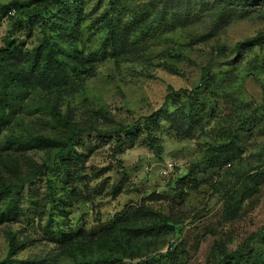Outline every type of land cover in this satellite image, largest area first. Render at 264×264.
<instances>
[{"label": "rangeland", "instance_id": "374dc122", "mask_svg": "<svg viewBox=\"0 0 264 264\" xmlns=\"http://www.w3.org/2000/svg\"><path fill=\"white\" fill-rule=\"evenodd\" d=\"M9 1L0 0V3ZM161 1L127 0L126 10L131 14L127 18L136 21L134 31L146 32H142L146 37L139 42L140 47L146 48L144 59L133 61L127 57L124 62H117L110 56L97 61V67L81 91L66 99L62 108L66 109L71 101L79 118H84L88 108H102L109 119L133 123L162 107L169 85L175 89L195 88L201 82L204 67L213 71L214 78L200 94H194L191 127L182 123L170 128L169 122L163 120L153 145L143 134L116 152L120 162L114 157L111 137L92 139L91 151L85 150L90 182L83 195L88 201L81 195L72 196L73 205L66 208L64 224L91 228L116 216L130 204H146L174 222V231L160 237L158 249H165L183 228L182 237L187 241L190 254L184 264H210V260L220 254L213 251L219 244L235 258L240 254L249 255L254 264H261L264 177L260 174L264 161L259 156L264 153V49L254 48L242 53L230 65L225 62L236 57V51H231L238 41L264 31V7L260 9L259 4L243 12L236 10L225 20L218 21L213 9H204L197 15L201 9L195 6L189 16H184L183 4L178 5L181 13L161 16ZM85 2L88 20L84 49L89 50L102 36L89 28L90 22L94 16H100L108 0ZM13 14L11 11L0 21V44L11 28ZM164 61L176 69V73L162 66ZM184 98L176 97L173 106L187 107ZM26 101L23 109L13 114L12 122L0 128L3 145L0 172L10 180L14 175L3 163H16L21 174H26L30 170V159L42 163L49 156L45 149L16 145L18 137L32 132L60 134L48 114L36 111L42 106L37 92L28 94ZM100 121L108 122L104 118ZM236 133L232 159L222 166L205 168L203 162L214 147L229 143ZM250 174L254 179H261L260 191L241 202ZM113 182L122 183L123 191L115 194ZM30 193L38 204L30 202L27 196L18 204L20 213L16 217L10 220L7 215L0 217V261L8 256V232H16L19 239L25 241L17 258L57 257L60 260L55 243L46 238L43 231L47 217L45 214H42L43 220L40 217L47 193L44 181L38 180ZM238 200L242 205L240 212L227 218V211L237 210ZM5 205L0 204V211ZM258 251L259 259L255 256Z\"/></svg>", "mask_w": 264, "mask_h": 264}, {"label": "trees", "instance_id": "16d2710c", "mask_svg": "<svg viewBox=\"0 0 264 264\" xmlns=\"http://www.w3.org/2000/svg\"><path fill=\"white\" fill-rule=\"evenodd\" d=\"M85 1L10 0L0 3V21L6 19L11 11L15 15L10 30L3 36L0 44V128L12 122L13 114L18 109H23L27 104L28 94L37 92L41 96L42 106L37 107L36 111L43 110L48 114L60 132L58 135L32 132L18 137L16 145L45 149L49 153L48 159L42 163L30 159V170L26 174H21L16 163H3L14 175L13 180L0 172V204H6L0 211V217L7 215L9 220L20 213L18 204L25 197L28 196L33 204H38L37 200H33L34 195L30 190L34 189L38 180L44 181L47 193L40 217L43 218L42 214L47 217L43 231L46 238L55 243L60 260L57 257L17 258L16 255L25 247V241L20 240L16 232H8V256L0 264H184L189 260L190 254L187 241L182 237L183 228L165 249H158L160 237L174 231V222L163 212L146 204H130L116 216L91 228L64 224L66 208L73 205L72 196L81 195L88 201L87 196L83 195L84 188L90 182L85 150L91 151L92 139L111 137L114 141V157L120 162L116 152L124 149L126 144L134 143L143 134L151 140L150 145H153L163 120L169 122L170 128L182 123L191 127V101L194 94H200L214 78L213 71L204 67L201 82L195 88L175 89L169 85L162 107L133 123L117 121L112 117L109 119L102 108H88L84 118H79L73 111L71 101L63 109L64 101L81 91L86 79L97 67V61L106 60L110 56L117 62H124L127 57L133 61H140L145 57L146 48L139 44L146 37L142 35L145 30L134 31L136 21L127 18L131 15L126 10L127 0H108L107 7L100 16L93 17L89 28L100 32L102 36L89 50L84 49V32L88 20ZM161 2V16L181 13L178 5L183 4L186 9L182 12L184 16H189L188 13L195 6L201 9L197 15H201L204 9H213L218 21L225 20L236 10L243 12L256 8L259 4L260 9L264 7V0ZM126 13L128 15L125 16ZM254 48L264 49V31L238 41L231 51H236V57L225 64L230 65L232 60H237L242 53ZM161 65L176 73V69L165 61ZM262 88L264 95V82ZM179 96L185 97L187 107L173 106ZM100 118L108 120L107 124L102 123ZM237 133L230 138L229 143L214 147L203 162L205 168L222 166L232 159V144L236 143ZM1 134L0 129V150L3 149ZM263 156L264 153H260L262 162ZM250 175L247 179L248 188L241 202L260 191L261 179H254L253 174ZM260 175L264 177V170ZM123 188L122 183H112L115 194L122 192ZM237 204L236 211L226 212L227 218L240 212L242 205L239 200ZM213 251L220 254L214 256L210 264H254L249 255L240 254L235 258V255L226 253L222 244L213 247ZM255 256L259 259L260 251ZM261 264H264V257H261Z\"/></svg>", "mask_w": 264, "mask_h": 264}, {"label": "built area", "instance_id": "2783aa9c", "mask_svg": "<svg viewBox=\"0 0 264 264\" xmlns=\"http://www.w3.org/2000/svg\"><path fill=\"white\" fill-rule=\"evenodd\" d=\"M166 172H167V169L164 170V173H166Z\"/></svg>", "mask_w": 264, "mask_h": 264}]
</instances>
